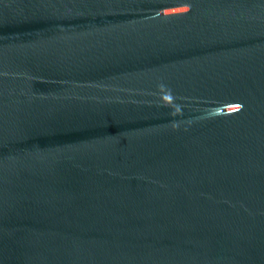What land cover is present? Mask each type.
Wrapping results in <instances>:
<instances>
[{"label":"water","instance_id":"obj_1","mask_svg":"<svg viewBox=\"0 0 264 264\" xmlns=\"http://www.w3.org/2000/svg\"><path fill=\"white\" fill-rule=\"evenodd\" d=\"M0 264H264V0H0Z\"/></svg>","mask_w":264,"mask_h":264}]
</instances>
